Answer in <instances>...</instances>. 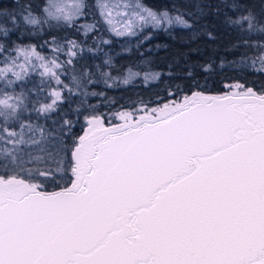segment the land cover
<instances>
[{"label": "snow or ice", "instance_id": "snow-or-ice-1", "mask_svg": "<svg viewBox=\"0 0 264 264\" xmlns=\"http://www.w3.org/2000/svg\"><path fill=\"white\" fill-rule=\"evenodd\" d=\"M221 2L237 13L224 19L240 34L233 63L259 64L264 76V0L259 13L244 0ZM194 6L98 7L116 36L180 27L214 40L197 28L212 6ZM124 7L117 28L111 9ZM87 8L85 0H0V264H264V84L236 81L215 95L199 83L177 86L175 102L109 117L87 103L104 95L90 87L128 84L139 73L112 75L102 47L112 41L96 35L95 17L79 23ZM46 26L77 28L85 40L61 43ZM41 34L52 39L40 44Z\"/></svg>", "mask_w": 264, "mask_h": 264}, {"label": "trees", "instance_id": "trees-1", "mask_svg": "<svg viewBox=\"0 0 264 264\" xmlns=\"http://www.w3.org/2000/svg\"><path fill=\"white\" fill-rule=\"evenodd\" d=\"M100 0H85L88 5L86 13L87 21L81 19L80 24L85 22L92 23L93 17L99 21L97 27L99 32L96 35L103 34L105 39L111 40L110 46H102L104 52H108L113 57L112 75L123 78L131 69L133 72L139 73L130 83L123 84L117 82L112 88L106 87L100 83L96 87H90V91L104 93L103 96H91L87 103L96 106L101 113L111 117L113 113L122 110H132L133 108H141L148 105L150 108H157L165 103L178 100L183 92H188L190 86L195 83L201 85L200 90L206 92L220 93L227 90L225 85L240 81L247 83L249 86L259 87L264 84V76H261L258 69L259 64L254 67L234 64L239 59L236 52L232 49V45L240 39L237 30L229 27L224 23L225 14L235 17L237 13L231 9L224 7L221 0H202L203 3L211 5V8L204 9L206 13L198 17L197 28H206L207 31L213 32L215 39H209L207 35L200 32L193 38V30L174 27L168 31L146 28L143 32L136 36L124 35L116 36L108 30L109 26L104 25L99 16ZM145 6L153 9L171 10L173 6L183 7L190 11H195V2L197 0H136ZM33 5L43 7L47 0H30ZM226 3H232V0H225ZM244 2L254 7L259 13L261 5L259 0H244ZM5 6H10V0H3ZM220 6V12L215 11L216 6ZM264 19V18H262ZM103 25V26H101ZM45 31H51L63 43L62 38L75 39L84 41L82 32L77 28H55ZM151 33V39L144 40V36ZM43 35V39L39 41L43 44L44 40H51L52 36ZM15 39V37H14ZM252 40L261 39L260 36L254 35ZM21 43H37V39L33 36L26 39L23 36ZM87 45L93 46V39H87ZM50 49H45L48 53ZM89 57L97 56L94 62L99 64L104 59L102 53H89ZM249 55H254L250 52ZM61 56V59H64ZM92 63V60L88 61ZM210 63L212 69L208 72L203 71L202 66ZM241 67L245 70L241 71ZM104 71H109L107 67ZM192 75L189 76L188 73ZM160 73L157 79H145V75ZM62 79H64L62 77ZM37 83L38 78H37ZM68 82L67 80L65 81ZM182 89L183 92L178 90ZM19 89H17L18 91ZM169 93H174L170 95ZM74 103L71 104L75 108L79 102L78 97H73ZM67 108V106H65ZM55 119V117H54ZM115 122V120L113 121ZM79 132V127L76 129ZM48 190H52L49 188Z\"/></svg>", "mask_w": 264, "mask_h": 264}, {"label": "rangeland", "instance_id": "rangeland-1", "mask_svg": "<svg viewBox=\"0 0 264 264\" xmlns=\"http://www.w3.org/2000/svg\"><path fill=\"white\" fill-rule=\"evenodd\" d=\"M68 2L70 3L71 0H68ZM105 3H112V4H122V5H134L136 3H138V1L136 0H104ZM101 3V0L99 1V4ZM140 3V2H139ZM112 11V24L113 26L117 27V28H120L122 27V15L123 13L127 12L128 11V8L124 7V8H119V9H116V8H113L111 9ZM117 12L120 13V15H117ZM127 35V34H126ZM47 54V53H45ZM153 74H150L148 75V79H152ZM116 122H119V121H116L113 122V123H116Z\"/></svg>", "mask_w": 264, "mask_h": 264}, {"label": "water", "instance_id": "water-1", "mask_svg": "<svg viewBox=\"0 0 264 264\" xmlns=\"http://www.w3.org/2000/svg\"><path fill=\"white\" fill-rule=\"evenodd\" d=\"M226 91H228V89L223 91V92H226ZM223 92H220V93H223ZM208 93L213 94V95L218 94V93H214V92H208ZM175 101L176 100H173V101H170V102H175ZM170 102H168V103H170ZM168 103H165V104H168ZM49 191H51V190H49Z\"/></svg>", "mask_w": 264, "mask_h": 264}]
</instances>
